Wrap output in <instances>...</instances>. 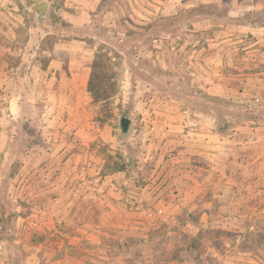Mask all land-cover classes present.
<instances>
[{
	"label": "rangeland",
	"instance_id": "374dc122",
	"mask_svg": "<svg viewBox=\"0 0 264 264\" xmlns=\"http://www.w3.org/2000/svg\"><path fill=\"white\" fill-rule=\"evenodd\" d=\"M41 1L0 0V264H264L259 175L251 194H176L151 178L160 147L151 162L141 147L169 99L218 126L258 110L201 86L216 78V50L241 64L264 48V0H45L38 21ZM100 45L115 55L116 95L93 105L61 92L50 60L69 77V55L90 67ZM224 73L237 84L244 72Z\"/></svg>",
	"mask_w": 264,
	"mask_h": 264
},
{
	"label": "crops",
	"instance_id": "0c3cea01",
	"mask_svg": "<svg viewBox=\"0 0 264 264\" xmlns=\"http://www.w3.org/2000/svg\"><path fill=\"white\" fill-rule=\"evenodd\" d=\"M262 40L264 42V37ZM258 42L251 44L248 49L244 48L249 57H244L248 62L241 64L234 63L228 57L223 62L224 53L216 50V56L220 58L214 67L216 78L206 80L201 86L215 98L232 101L237 98L242 102L254 100L259 104L258 110L238 122L229 118L222 126H218L214 115L197 109L186 110L181 107V100L169 99L170 105L162 114L161 130H155L150 138L141 140V147L146 150L145 156L151 159L150 162L155 158L152 149L156 152L160 147L166 156L164 162L158 160L154 164L151 178L168 181L174 185L176 194H251L250 182L255 174L259 175L258 179L264 185V48L259 46L258 52L253 54L256 49L251 47ZM229 45H220L219 50H229ZM68 60L64 73H68L69 77L61 73V64L55 59L50 60L45 70L52 71L51 74L59 73L61 78L57 82L64 94L67 92L71 97L78 96L76 91L82 89L87 96L89 64L84 65V62L70 55ZM229 67L244 72L237 75L240 79L234 77V80H238L237 84L224 73ZM80 69H84L81 82L78 80ZM19 97L16 94L10 97L8 109L12 114L23 111V102H19ZM3 145L0 141V149H3ZM258 194H264V190L258 189ZM231 227L229 224L226 229L231 230ZM243 230L248 233L254 231L252 228Z\"/></svg>",
	"mask_w": 264,
	"mask_h": 264
},
{
	"label": "trees",
	"instance_id": "16d2710c",
	"mask_svg": "<svg viewBox=\"0 0 264 264\" xmlns=\"http://www.w3.org/2000/svg\"><path fill=\"white\" fill-rule=\"evenodd\" d=\"M115 55L105 45H100L93 53L86 90L93 105H104L118 91L115 71ZM64 70H66V65Z\"/></svg>",
	"mask_w": 264,
	"mask_h": 264
},
{
	"label": "water",
	"instance_id": "95a60500",
	"mask_svg": "<svg viewBox=\"0 0 264 264\" xmlns=\"http://www.w3.org/2000/svg\"><path fill=\"white\" fill-rule=\"evenodd\" d=\"M48 3L44 0L31 6L30 10L35 13L36 19L40 21L46 16ZM130 120L126 117L120 118V131L126 133Z\"/></svg>",
	"mask_w": 264,
	"mask_h": 264
}]
</instances>
